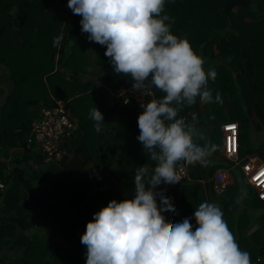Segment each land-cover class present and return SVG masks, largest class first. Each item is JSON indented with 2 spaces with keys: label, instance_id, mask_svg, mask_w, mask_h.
<instances>
[{
  "label": "trees",
  "instance_id": "obj_1",
  "mask_svg": "<svg viewBox=\"0 0 264 264\" xmlns=\"http://www.w3.org/2000/svg\"><path fill=\"white\" fill-rule=\"evenodd\" d=\"M227 1L231 0H165L161 14L169 17L166 23L170 24L174 35L186 38L192 49L208 64L216 63V78L209 79L207 87L214 101L217 93L222 100V103H202L204 111H201L202 120L207 119L208 124L213 126L211 144L217 146L214 153L221 159L213 161V164L189 165L187 169L192 180L177 182L170 190H165L166 185L162 183L156 190L170 197L175 205V212L163 213L170 222L179 223L184 218L193 217L195 209L203 202L215 203L209 195L213 182L204 184L200 179L207 169L213 171L223 166V159L238 167V179L246 178L240 165H235L222 152L223 139L219 132L222 131V123H239L240 156L244 151L245 124H251L256 130L264 129V0L255 1L256 8L249 4L231 11L225 8ZM67 4L68 0H59L56 4L46 0H0V61L9 67L14 82V88L0 113V148L26 144L27 135L39 117L41 107L54 105L56 99H61L60 95L58 98L52 92L65 95L63 100L77 113L80 121L65 143L73 157L65 160L67 156L62 162L68 175L60 185L71 189L72 177L83 172L85 165L94 159L96 166L92 171L97 181L95 196L107 206L113 199H125L118 196L112 174L123 184L127 199H132L135 195L136 169L147 166L151 171L156 162L149 158L147 150H143L137 140L140 131L137 119L143 110L132 108L133 116L126 118L124 104L118 96L121 88L132 87L131 77L114 73L110 59L104 55L106 46L96 43L98 63L95 65L92 62L90 52L86 51V40L78 39L81 36V17L74 15ZM15 27L25 36L22 42L15 40ZM56 37H62L59 47L53 46ZM67 46L71 47L70 52L65 51ZM95 68L104 72L105 83L114 93L106 87H96V81L92 78L86 81L78 78V75L94 74ZM54 80H58L55 90L52 88ZM152 90L153 97H163L164 93L158 89ZM153 97H150L151 100ZM199 102L197 97L196 103ZM93 106L118 120L115 134L105 144L112 153L118 152L121 146L124 149L115 168L103 165L106 162L102 157H92L96 154L97 136L89 132L87 124L92 122L89 113ZM187 111V105H184L178 114L185 122L190 120ZM253 114L259 118L258 121L253 119ZM261 138L255 151L248 150L247 153H258L264 159V135ZM194 140L204 145L202 138ZM211 157L215 156L208 157L209 161ZM0 178L8 182L3 168H0ZM241 195L236 183L228 185L221 193L213 191V197L221 204L223 218L240 249L250 254L251 264H264V254L260 255V249L264 246V199L255 192L251 200L243 196L237 203ZM156 199L160 203V197ZM255 208L260 209L256 217ZM49 209H54V213L60 215L57 202H51ZM90 210V207H85L84 211L78 213L77 218L81 219V223L90 221ZM191 223H195L194 218ZM256 224L258 226L253 229ZM39 244L37 251L26 252L27 259L34 253H43ZM53 253L56 264H86V257L75 251L58 248ZM39 258H42V254Z\"/></svg>",
  "mask_w": 264,
  "mask_h": 264
},
{
  "label": "clouds",
  "instance_id": "obj_2",
  "mask_svg": "<svg viewBox=\"0 0 264 264\" xmlns=\"http://www.w3.org/2000/svg\"><path fill=\"white\" fill-rule=\"evenodd\" d=\"M164 5L165 0H68L67 7L81 17V32L90 42L106 46L104 55L114 73L130 76L133 90L142 96L151 95L153 88L164 93L141 103L143 112L137 119V140L155 167H138L134 197L109 201L87 222L81 236L86 264H251L217 204L203 202L193 217L179 223L163 215L176 208L157 187L179 182V162L207 165L217 148L197 144L194 138H203V133L195 123L179 118V112L195 104L197 97L201 103H222L219 93L214 101L207 87L216 72L206 71L189 41L171 32L169 17L161 15ZM61 39L54 38L53 46L59 47ZM89 118L100 132L103 113L95 107ZM242 199L243 195L236 202Z\"/></svg>",
  "mask_w": 264,
  "mask_h": 264
},
{
  "label": "crops",
  "instance_id": "obj_3",
  "mask_svg": "<svg viewBox=\"0 0 264 264\" xmlns=\"http://www.w3.org/2000/svg\"><path fill=\"white\" fill-rule=\"evenodd\" d=\"M46 1L56 4L59 0ZM252 5L255 8L257 6L255 1ZM13 34L17 42H22L25 38L23 32L18 27L13 29ZM80 34L81 36L78 39L86 40V51L90 52V58L96 65L98 63L96 43L90 42L87 39V33L81 32ZM65 51L70 52L71 47L67 46ZM58 65L60 66L61 64ZM203 67L206 71L215 70L216 63L212 62L208 64L207 61H204ZM90 78L96 81V87H106L111 93H114L106 85L105 75L102 70L95 68L94 74H84L81 80L86 81ZM13 88L14 82L10 69L4 62L0 61V113ZM153 99L157 98L153 97ZM93 108L95 106L91 109ZM124 109V116L130 119L133 116L134 110L131 107ZM187 109V116H189L190 120L188 121L189 123H186H195L196 127L203 133L202 139L204 144H211L213 126L208 124V120L207 122L202 120L201 111H204V107L201 101L191 106L187 105ZM99 110L101 111V108ZM68 112L79 124V116L69 106ZM103 115L104 124L100 132L95 130V122L93 120L90 124H87L89 132L97 136L94 149L96 154L92 157H102L106 162L103 165L115 168L119 157L124 154V149L121 146L118 152L112 153L107 149L108 145L105 147V144L115 134L118 127V120L110 117L108 114L103 113ZM194 116L195 121L193 120ZM203 116L205 118V113H203ZM252 117L255 121L259 120L256 114H253ZM192 120L193 123L191 122ZM223 124H221L223 139L221 144L222 152L224 144ZM257 131L253 127L255 145L261 142V137L263 136H258ZM119 143L122 144V142ZM212 156L215 157H211V164H213V161H219L221 159L218 155L216 157L214 152ZM72 157L73 154L70 152V155L65 160H69ZM95 166V160L91 159L85 165L83 172H79L72 177V186L71 189H68L60 185L63 181L62 179H65L68 175L64 166L62 163L58 164L46 161L44 151L40 146H29L26 143L0 148V168H3L4 173L8 176L7 188L0 194V264H56L53 256L55 254L53 252L58 248L75 251V253L86 257L87 248L81 243V236L86 230L87 222L81 223V219L77 218L78 213L84 211L85 207H90L89 220H92L93 214L105 207L100 199L95 196L97 181L92 171ZM234 167L219 166L213 171L207 169L200 179L204 184L213 182V185L209 188V195L219 207H221V204H218L216 198L213 197V191L221 193L228 185L233 183L237 184L238 178L232 173ZM112 179L118 196L127 198L123 184L114 174H112ZM239 180L242 182V177ZM220 183H225L226 185L223 191L216 190V185ZM164 185H166V187L163 186L165 190L173 189L176 186V184ZM238 188L242 189L240 186ZM239 191L242 193L240 189ZM51 202H57L59 204L60 215L55 214L54 209H49ZM157 203L159 205L158 201ZM259 210V208H255V217L259 214L257 213ZM27 224L29 226H26ZM193 225L195 229L196 222ZM257 226L258 224L253 229ZM38 244L43 249V253H34L30 256V259H27L26 252L30 250L33 253ZM40 254H42V258H39Z\"/></svg>",
  "mask_w": 264,
  "mask_h": 264
},
{
  "label": "built area",
  "instance_id": "obj_4",
  "mask_svg": "<svg viewBox=\"0 0 264 264\" xmlns=\"http://www.w3.org/2000/svg\"><path fill=\"white\" fill-rule=\"evenodd\" d=\"M153 94L152 90L151 95L142 96L139 92L134 91L132 87H129L122 89L118 96H120L124 105L141 111L143 110L141 103L150 101V97H153ZM77 127L78 123L68 112L67 102L63 99H56L54 105H43L41 107L40 115L27 135V145L40 146L44 151L46 161L60 164L70 155L65 143ZM223 130L224 156L240 165L251 188L257 193L259 198L264 199V175H262L264 173V159L255 152H249L241 158L240 126L237 121L224 123ZM176 170L179 182L192 180L183 161L177 164ZM225 186V183L217 184L216 190L223 191ZM6 188V181L0 178V194Z\"/></svg>",
  "mask_w": 264,
  "mask_h": 264
},
{
  "label": "rangeland",
  "instance_id": "obj_5",
  "mask_svg": "<svg viewBox=\"0 0 264 264\" xmlns=\"http://www.w3.org/2000/svg\"><path fill=\"white\" fill-rule=\"evenodd\" d=\"M82 75H78V78L81 79ZM57 84H58V80H54L52 82V88L55 90L57 88ZM54 92V91H53ZM52 94H56L57 97L60 95L61 99H65V95L63 94H60V93H56V91ZM59 98V97H58ZM206 122H207V119H206ZM209 122V121H208ZM244 136H243V141H244V151L243 153L241 154L242 157H244L246 154H247V151L248 150H251V151H255V143H254V137H253V127L251 126V124H245L244 126ZM218 132V130H217ZM222 135V131H219ZM262 133V134H261ZM257 135L258 136H262L264 135V130H258L257 131ZM224 161V165L222 167H231L233 166L232 164H229L228 161H226V159H223ZM234 163V162H233ZM237 171H238V167H234L233 170H232V173L236 176L237 175ZM242 182H240V180L238 179V182H237V185L238 187H242L239 188L241 191H242V195L247 199V200H251L254 196V190L251 188L250 184L247 182L246 178H242L241 180ZM240 182V183H239Z\"/></svg>",
  "mask_w": 264,
  "mask_h": 264
},
{
  "label": "water",
  "instance_id": "obj_6",
  "mask_svg": "<svg viewBox=\"0 0 264 264\" xmlns=\"http://www.w3.org/2000/svg\"><path fill=\"white\" fill-rule=\"evenodd\" d=\"M254 1L257 0H231V1H227L225 2V8L227 11H231L233 8L237 7V6H247L249 4H252ZM124 108H128V105H123ZM264 252V246L261 247L260 249V255H262Z\"/></svg>",
  "mask_w": 264,
  "mask_h": 264
},
{
  "label": "snow or ice",
  "instance_id": "obj_7",
  "mask_svg": "<svg viewBox=\"0 0 264 264\" xmlns=\"http://www.w3.org/2000/svg\"><path fill=\"white\" fill-rule=\"evenodd\" d=\"M234 127V126H233ZM262 175H264V173H262Z\"/></svg>",
  "mask_w": 264,
  "mask_h": 264
}]
</instances>
